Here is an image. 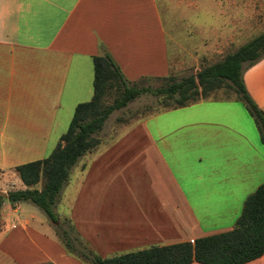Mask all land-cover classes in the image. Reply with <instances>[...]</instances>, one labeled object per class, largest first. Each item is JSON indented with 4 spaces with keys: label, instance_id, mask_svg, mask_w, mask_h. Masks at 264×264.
Masks as SVG:
<instances>
[{
    "label": "crops",
    "instance_id": "crops-1",
    "mask_svg": "<svg viewBox=\"0 0 264 264\" xmlns=\"http://www.w3.org/2000/svg\"><path fill=\"white\" fill-rule=\"evenodd\" d=\"M263 31L257 0H0V187L8 173L17 185L0 195L25 188L14 168L49 155L91 100L103 50L138 83L196 73ZM243 82L264 114V57ZM100 144L72 168L54 213L102 259L227 232L264 184L259 129L233 93L149 114ZM41 212L2 204L0 264H83Z\"/></svg>",
    "mask_w": 264,
    "mask_h": 264
},
{
    "label": "trees",
    "instance_id": "trees-1",
    "mask_svg": "<svg viewBox=\"0 0 264 264\" xmlns=\"http://www.w3.org/2000/svg\"><path fill=\"white\" fill-rule=\"evenodd\" d=\"M263 57L264 31L221 61L180 79L174 76L157 78L164 84L152 88L127 81L111 55L103 50L93 57L91 100L75 107L66 132L48 157L14 168L25 188L0 195V208L6 201L10 204L28 202L39 208L67 252L83 264H245L261 257L264 254V184L246 198L233 229L227 232L109 259L93 253L75 234L69 221L66 225L59 220L54 208L77 161L100 144L97 134L110 114L144 94L162 99L163 106L156 113L207 99L220 90L228 95L233 93L246 103L264 145V114L248 95L243 82L244 70ZM56 222L59 223L56 225Z\"/></svg>",
    "mask_w": 264,
    "mask_h": 264
},
{
    "label": "rangeland",
    "instance_id": "rangeland-1",
    "mask_svg": "<svg viewBox=\"0 0 264 264\" xmlns=\"http://www.w3.org/2000/svg\"><path fill=\"white\" fill-rule=\"evenodd\" d=\"M257 5L262 9L263 16H264V0H257ZM178 17H176L177 19ZM180 19V18H178ZM180 33V31H179ZM195 74L193 69H190L189 71H185L184 73H178V74H172V76L180 79L181 77L188 76ZM164 84V81L157 80V79H145L138 82L139 86L144 87H152L157 88ZM228 96V93L224 91L216 92L213 96L219 97V96ZM212 96V97H213ZM163 106V101L161 98H157L155 96H152L150 94H144L134 100L133 102L129 103L126 107L115 110L110 114L108 119L105 121L103 128L99 133L97 134V137L100 139L101 144L98 148H103L105 146H108L111 142H113L127 127L131 126L136 121L145 118L149 114L154 113L158 109H161ZM57 146V145H56ZM47 155L46 157H48ZM44 157V158H46ZM41 160V159H39ZM10 177V178H9ZM10 179L8 183L10 185L0 187V190H7L9 187L13 186L14 188L17 187L15 183V180L13 176L8 173L7 179ZM8 179V180H9ZM4 182H7L6 179H4ZM57 207V205H56ZM58 211L62 209V206L57 207ZM42 213V212H41ZM62 221H65L66 225H68V217L64 214H61L60 216ZM65 225V227H66Z\"/></svg>",
    "mask_w": 264,
    "mask_h": 264
},
{
    "label": "built area",
    "instance_id": "built-area-1",
    "mask_svg": "<svg viewBox=\"0 0 264 264\" xmlns=\"http://www.w3.org/2000/svg\"><path fill=\"white\" fill-rule=\"evenodd\" d=\"M16 207V204H13Z\"/></svg>",
    "mask_w": 264,
    "mask_h": 264
}]
</instances>
